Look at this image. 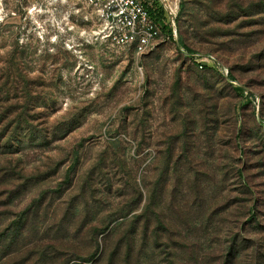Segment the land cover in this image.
Listing matches in <instances>:
<instances>
[{"label":"rangeland","instance_id":"rangeland-1","mask_svg":"<svg viewBox=\"0 0 264 264\" xmlns=\"http://www.w3.org/2000/svg\"><path fill=\"white\" fill-rule=\"evenodd\" d=\"M177 4L0 0V264H264V0Z\"/></svg>","mask_w":264,"mask_h":264},{"label":"built area","instance_id":"built-area-1","mask_svg":"<svg viewBox=\"0 0 264 264\" xmlns=\"http://www.w3.org/2000/svg\"><path fill=\"white\" fill-rule=\"evenodd\" d=\"M114 40L132 47L137 55L146 54L162 37V29L150 15L147 0H83Z\"/></svg>","mask_w":264,"mask_h":264},{"label":"trees","instance_id":"trees-1","mask_svg":"<svg viewBox=\"0 0 264 264\" xmlns=\"http://www.w3.org/2000/svg\"><path fill=\"white\" fill-rule=\"evenodd\" d=\"M148 1V0H147ZM149 2V1H148ZM157 4V3H156ZM180 8H183V3L180 4ZM150 15L155 19V21L159 24L162 21V9H159L157 5H154V9L151 6L149 8ZM160 25V24H159ZM164 31L169 35V37H173V29L170 25L163 26Z\"/></svg>","mask_w":264,"mask_h":264},{"label":"bare ground","instance_id":"bare-ground-1","mask_svg":"<svg viewBox=\"0 0 264 264\" xmlns=\"http://www.w3.org/2000/svg\"><path fill=\"white\" fill-rule=\"evenodd\" d=\"M163 3L170 14H176L178 8L177 0H163Z\"/></svg>","mask_w":264,"mask_h":264},{"label":"crops","instance_id":"crops-1","mask_svg":"<svg viewBox=\"0 0 264 264\" xmlns=\"http://www.w3.org/2000/svg\"><path fill=\"white\" fill-rule=\"evenodd\" d=\"M148 1L152 4V7L154 9V5H156L157 0H148Z\"/></svg>","mask_w":264,"mask_h":264}]
</instances>
